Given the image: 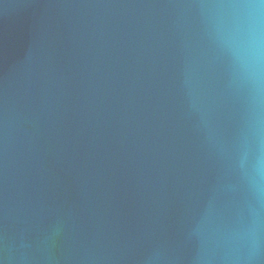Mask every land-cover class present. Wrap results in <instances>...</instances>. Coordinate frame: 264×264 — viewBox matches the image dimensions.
I'll use <instances>...</instances> for the list:
<instances>
[{
	"label": "water",
	"instance_id": "obj_1",
	"mask_svg": "<svg viewBox=\"0 0 264 264\" xmlns=\"http://www.w3.org/2000/svg\"><path fill=\"white\" fill-rule=\"evenodd\" d=\"M258 2L0 0V264H264Z\"/></svg>",
	"mask_w": 264,
	"mask_h": 264
},
{
	"label": "clouds",
	"instance_id": "obj_2",
	"mask_svg": "<svg viewBox=\"0 0 264 264\" xmlns=\"http://www.w3.org/2000/svg\"><path fill=\"white\" fill-rule=\"evenodd\" d=\"M259 6H264V0H259L258 5H248L247 38L240 52L254 68H259L264 62V21Z\"/></svg>",
	"mask_w": 264,
	"mask_h": 264
}]
</instances>
